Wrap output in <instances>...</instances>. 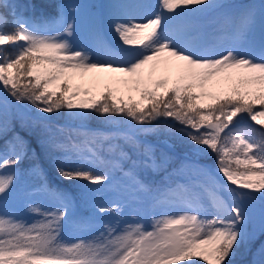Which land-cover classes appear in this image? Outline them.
<instances>
[{
	"label": "snow or ice",
	"instance_id": "1",
	"mask_svg": "<svg viewBox=\"0 0 264 264\" xmlns=\"http://www.w3.org/2000/svg\"><path fill=\"white\" fill-rule=\"evenodd\" d=\"M218 6L213 0H159L154 18L139 23L127 11L129 5L110 4L108 23L120 51L98 41L97 47L105 51L100 59L94 51L75 46L74 21L63 14L55 21L59 28L49 31L19 15L18 5L0 0V8L10 9L12 16L9 28L6 14L0 12V88L5 98L49 115L67 110L78 117L95 113L105 120L126 118L134 127L124 130L123 138L143 155L141 162L150 161L154 169L166 160L157 163L151 145L140 144L136 133L161 120L181 125L173 130L215 156V168L205 173L207 181L201 185L211 203V218L198 193L178 187L157 202L169 204L177 198L185 207H168L153 218L150 230L145 223L121 227L117 222L103 225L104 230L90 238L66 241L62 227L71 214L69 193L42 185L56 206L44 209L39 202H30L28 211L42 217L39 223L17 219L0 203V264H230L233 248L243 242L244 226L252 219L240 200H255L257 193L264 230V138H254L239 126L244 115L264 125V4L259 10L249 5L236 17L226 16L220 26L224 34L215 44L192 38L190 18ZM257 19L262 29L259 42L240 46V38L254 32ZM88 73L122 75H109L104 90L94 94L91 88L73 84L77 75ZM7 108L4 102L5 112ZM76 135L85 139L70 134L51 143L63 153V160L74 162L66 166L55 158L59 175L94 185L108 182V173L95 171L101 156L95 140L89 138L94 134L81 129ZM118 148L109 145L112 152ZM130 159L119 149L118 161ZM20 160L15 149L11 155L0 154V198L12 191ZM137 163L132 161L127 174L146 189L136 179ZM221 187L233 193L231 202L218 194ZM99 211L119 213L120 206L113 203Z\"/></svg>",
	"mask_w": 264,
	"mask_h": 264
},
{
	"label": "rangeland",
	"instance_id": "2",
	"mask_svg": "<svg viewBox=\"0 0 264 264\" xmlns=\"http://www.w3.org/2000/svg\"><path fill=\"white\" fill-rule=\"evenodd\" d=\"M36 1L51 6L54 10L51 11V14L33 21L38 27L49 31L58 29L59 24L55 21L63 14V17L74 21L72 40L75 46L78 49L85 47L94 51L96 57L100 59L105 58V51L103 48L97 47L98 41L102 40L106 48L120 51L115 33L108 23V5L113 3L129 5L127 11L137 18V22L144 23V16L148 12H151L148 19L154 18L153 13L158 10L159 3V0ZM7 2L10 3L12 0H7ZM213 3L219 6L190 18L194 28L188 34L207 45L217 43L219 37L224 34L220 31V26L224 23L226 16L236 17L249 5H255L259 10L260 6L264 4V0H213ZM15 10L19 14L18 8ZM0 12L6 14L9 21L8 27H12L11 10L0 8ZM29 19L31 18L29 17ZM225 31L230 33L231 28L225 25ZM261 32V24L257 19L254 32L241 37L238 42L239 45L246 48L253 42L258 43ZM89 74L83 77L77 75L73 80V84L81 85L82 88H91L94 94L104 90L105 85L109 83L106 79L109 75H122L92 73L94 76L91 77ZM113 87H116V85L113 84ZM4 102L8 104L7 112L3 109ZM10 107H14L13 112L15 114L10 113ZM255 110L260 111V106H257ZM89 114L84 113L83 116L78 117L74 113L62 110L49 115L38 111L26 102H14V105L10 106V96L5 98V93L0 88V129H9L10 124L17 122L15 123L17 128L13 125L15 131L10 133V135L15 134L11 137L13 141L11 146L8 145L7 147L6 145L0 150V154L11 155L13 149L21 154V160L15 167L17 188L12 190L7 197L0 198V203L4 205L3 211L14 215L27 224L39 223L42 217L28 211L29 203L39 202L44 209H51L56 206V201L42 190V185L47 184L53 189L69 193L73 202L71 214L62 227V236L66 241H75L80 238H90L103 231V225L117 222L120 223L121 227L124 224L145 223L150 230L153 218H158L159 214L168 207H185L177 198H173L169 204H159L157 202V198L162 197V194L168 193L170 189L180 187L187 188L192 193H198L200 203L209 212L208 218H211V203L201 185L207 181L205 173L209 169L215 168V156L212 153H205L201 146L194 144L186 136L173 130L179 129L181 125L171 120L170 123H158L156 125L160 131L158 133L152 134V131H150L152 125L146 126L150 130L136 133V139L140 144L151 145L152 154L155 156L157 163L166 160V163H163L161 167L154 169L149 166L150 161L148 164L142 163L141 161L144 160L143 155L134 150L123 138L122 132L133 130L134 122L122 117L111 120L99 118L100 120H96L95 123L105 126L91 130L92 126L87 127L92 124L88 119ZM54 118H56V122H53ZM238 119L239 117L234 118L233 123L235 124ZM38 121H40V142L38 146L31 145L27 147V140L20 142L24 137L22 131L28 129V127L33 128ZM67 124L70 126L71 124L73 126L78 125L79 129H76V132L84 129L94 134L89 138L95 140V146L99 149L101 156V159L96 162L95 171L108 173L110 175L108 182L103 185H94L85 180L65 179L59 175L54 162L55 158L60 157L66 166H73L74 163L63 160V153L51 146L53 140L61 141L69 136L63 129V126ZM239 126L248 129L250 135L254 138H264L261 135L264 133V125L253 121L247 115L243 116ZM3 130L6 129H2L0 132ZM56 131H59V139L53 138V133ZM74 138L80 141L85 139L83 136ZM156 138H165L173 142L179 147V152L166 151L155 142ZM109 145H118L119 148L116 152H112ZM119 149L127 152L131 159L118 161ZM132 161L138 162L135 168L136 179L141 181L146 189L140 188L136 180L130 178L127 174L132 167ZM6 171H12V169H6ZM217 179L218 183L222 184V175H219ZM218 194L229 202L233 198V193L228 192L223 187H221ZM255 195L257 197L255 200L247 198H241L240 200V203L249 209L252 219L244 226L246 236L243 242H238L237 246L233 248L234 255L229 257L230 264H264V230L260 227L262 202L259 199V194ZM113 203L119 204V213L99 211L101 207L110 208Z\"/></svg>",
	"mask_w": 264,
	"mask_h": 264
},
{
	"label": "trees",
	"instance_id": "3",
	"mask_svg": "<svg viewBox=\"0 0 264 264\" xmlns=\"http://www.w3.org/2000/svg\"><path fill=\"white\" fill-rule=\"evenodd\" d=\"M44 10L42 9H40V8H34L33 9V12L34 13H41V12H43ZM22 12L24 13V14H28L29 13V11H28V9H24V11L22 10ZM35 16H37V15H35ZM10 99H11V105H14V100H13V98L12 97H10ZM17 103V102H16ZM62 111V110H61ZM95 114V113H94ZM97 115V114H96ZM93 115V114H89V117H88V119L90 120V122L92 123V124H90V126H87V127H98V126H101V125H98V123H95V121L96 120H98L99 118L101 119V118H103V117H101V116H99V115ZM49 119V118H48ZM99 119V120H100ZM170 121H171V119L170 120H167V121H164V120H161V121H159V122H154L153 123V127H152V130H150V131H152V134H155V133H158V132H160L158 129H157V127H156V125H158V123H165V122H168V123H170ZM50 122H52L51 120H50ZM53 122H56V118H54L53 119ZM39 124H40V121H38L37 122V124L33 127V128H30V127H28V129H24L22 132H23V138L21 139L22 140V142H24L25 140H27L28 138H29V142L30 143H33V144H36L37 142H38V140H39V138H40V136H41V132L39 131ZM173 124H174V122H173ZM77 128H79L78 127V125H76V126H73L72 124H71V126L69 125V124H67L66 126H63V129L67 132V134H73L74 132H75V130L77 129ZM162 128H165V127H162ZM11 132H13V130H11V129H9V130H7V132L4 134V133H0V144H2L3 142H4V136H6V138L8 137V136H13V135H9ZM57 135H59V131H56L55 133H54V135L53 136H57ZM26 137V138H25ZM21 142V141H20ZM26 144H27V142H26ZM28 147V146H27Z\"/></svg>",
	"mask_w": 264,
	"mask_h": 264
},
{
	"label": "water",
	"instance_id": "4",
	"mask_svg": "<svg viewBox=\"0 0 264 264\" xmlns=\"http://www.w3.org/2000/svg\"><path fill=\"white\" fill-rule=\"evenodd\" d=\"M159 143L163 144L167 149L169 150H173L176 151L177 147L171 145L169 142L165 141V140H158Z\"/></svg>",
	"mask_w": 264,
	"mask_h": 264
},
{
	"label": "bare ground",
	"instance_id": "5",
	"mask_svg": "<svg viewBox=\"0 0 264 264\" xmlns=\"http://www.w3.org/2000/svg\"><path fill=\"white\" fill-rule=\"evenodd\" d=\"M150 13H151V12H148V13H147V15H145V16H144V20H145V22H144V23H146V22H147L148 15H150ZM89 76H91V77H92V76H94V75H93L92 73H90V74H89ZM85 80H87V79H85ZM91 80H92V79H91Z\"/></svg>",
	"mask_w": 264,
	"mask_h": 264
}]
</instances>
